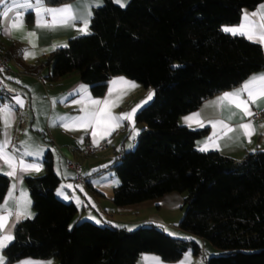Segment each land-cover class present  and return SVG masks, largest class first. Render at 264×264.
Here are the masks:
<instances>
[{"label": "trees", "instance_id": "16d2710c", "mask_svg": "<svg viewBox=\"0 0 264 264\" xmlns=\"http://www.w3.org/2000/svg\"><path fill=\"white\" fill-rule=\"evenodd\" d=\"M263 1L130 0L121 7L103 0L93 9L90 34L72 37L43 60L50 81L77 74L96 97L119 74L154 88L153 100L135 115L142 125L135 147L105 168L118 178L113 201L123 206L173 191L184 194V214L176 225L218 251L206 257L207 264H264V150L240 160L200 151L207 129L189 128L179 119L264 70L261 44L222 30ZM43 163V174L26 178L34 216L17 224L4 249L6 264L25 257L138 264L144 253L176 262L189 250L203 253L195 238L173 236L155 223L130 229L83 217V208L56 192L61 177L51 150ZM10 184L0 173V202Z\"/></svg>", "mask_w": 264, "mask_h": 264}, {"label": "crops", "instance_id": "0c3cea01", "mask_svg": "<svg viewBox=\"0 0 264 264\" xmlns=\"http://www.w3.org/2000/svg\"><path fill=\"white\" fill-rule=\"evenodd\" d=\"M102 1L86 0L84 4H88V7L84 6L79 10L81 17H86L89 12L92 16L96 3L100 4ZM31 2L36 4V0ZM78 3L79 0H71L52 4L44 0L45 7L49 8L64 5L75 7ZM27 4L28 0H0V51L8 55L11 68L9 73H0L3 84L0 95V144H4V152L14 158L15 164V175H8L13 169L4 159H0V173L11 178L7 195L0 202V216L8 217L5 227L0 230V237L11 235L14 239L17 224L34 216L26 178L44 173L43 160L48 150L52 151L55 170L61 177L56 189L58 196L83 208V217L99 224L107 220L130 229L144 223H155L166 231L167 221L161 211L164 210L163 207L165 210L179 209L182 217L185 210L184 194L173 191L158 198L118 206L113 201L118 178L113 174L114 169H105L118 157L119 150L123 153L135 147L142 129V125L136 124L135 115L153 100L154 88H146L140 82L119 74L110 80L106 93L96 97L89 85L77 74L66 76L57 82L50 81L47 78L49 70L43 66V60L58 47L66 46L72 37L82 35L80 29L83 23L80 22L83 19L50 28L44 26V22H50L51 17L47 13L38 14L35 7H28ZM261 5H264V1L253 9H245L239 23L226 27L246 25L244 30L247 31L245 15L253 22V27L264 23L261 16L252 15L261 11ZM21 19L22 27L14 29L13 22L19 25ZM28 33L34 35L29 36ZM251 41L255 42L254 39ZM259 44L264 49V44ZM26 53L33 55L25 58ZM260 73H264V70L252 74L231 90L205 100L197 110L180 117L179 121L184 126L207 129L206 136L198 142L199 149L206 146V152L219 151L237 160L248 152L264 150V115L254 121L251 116L244 115L236 108L235 104L228 101L221 103L218 99L225 93L241 89L252 76ZM119 78L134 82L136 86L131 87ZM150 94L151 99H148ZM242 98L247 99V93ZM17 100L22 103H17ZM93 100L107 101V104H93ZM250 107L253 113L264 111V98H258ZM133 109L136 111L131 120L121 118ZM93 112L100 115L92 122L88 119H71L88 117ZM194 113L200 114L201 123L194 121L189 126L185 117ZM217 121H223L232 131L225 135ZM245 123H251L254 127L250 137L240 127ZM105 138L110 139L105 149L95 154L83 153L86 144L96 145ZM69 159L80 164L83 180L66 167ZM25 165L33 167L24 170ZM176 228L175 235L195 238L199 243H205L182 231L177 225ZM4 249L0 251V255L4 257L6 264ZM206 257L207 254L197 256L189 250L181 260L169 262L155 253H144L139 257L138 264H203L207 261ZM12 264H59V261L55 258L25 257Z\"/></svg>", "mask_w": 264, "mask_h": 264}, {"label": "snow or ice", "instance_id": "6c2138e0", "mask_svg": "<svg viewBox=\"0 0 264 264\" xmlns=\"http://www.w3.org/2000/svg\"><path fill=\"white\" fill-rule=\"evenodd\" d=\"M86 0H79V3L74 7L73 5H64L61 7H45L44 0H36V4L33 5L31 0H28V7H35L36 12L38 14L47 13L51 17V21L44 22V26L54 28L58 25H66L69 22H75L77 19H83V28L80 29V31L83 34H90L88 32V26L91 19V13L89 12L86 17H81L79 10L84 6V3ZM115 3L120 4L121 7L126 6L124 3V0H114ZM25 5H21V7H24ZM97 7H99V3H96ZM261 11L258 13H252L253 16L259 15L261 16V19L264 20V5L260 6ZM2 15V14H0ZM245 21L247 22L248 30L245 31L246 25H241L237 28L232 27H224L222 30L225 32L240 35H246L248 39L255 40V42L264 44V23L256 25L253 27V22L249 20L248 15H245L244 17ZM22 27V19L20 20V24L18 25L17 22H13L12 27L15 29L17 27ZM257 28L259 31H257ZM29 36L34 35V33H28ZM33 55L32 53H26L25 58L27 56ZM173 67H179L178 65H174ZM120 81L124 83H128L131 87H135L136 85L134 82H128L125 81L124 78H119ZM115 83V82H113ZM244 93H247V99H243L242 96ZM151 95H149L148 99H151ZM258 98H264V73H260L258 75L252 76L241 89L236 90L232 93H225L222 97L218 98L221 103L224 101H228L229 103L235 104L236 108L240 109L244 115L246 116H252L254 113L251 110L250 105H253L256 103V100ZM17 103H22L21 101L17 100ZM93 104H100L105 103L107 104V101H99V100H93ZM136 109H133L131 113L123 114L121 117L122 119L131 120L133 118V115L135 113ZM100 113L93 112L88 114V117H77V118H71V119H79L84 120L88 119L89 122H92L96 117H98ZM199 113H194L191 116L185 117V121L189 123V126H191L192 122L201 123L199 120ZM216 123L220 124L222 126V129L224 131V134L226 135L228 132H231L232 129L228 127L227 125H224L223 121H217ZM240 127L244 130V133L246 136H251V134L254 131V127L251 123H245L241 124ZM207 147L200 148V151H206ZM0 159H4L6 163L9 164V167L13 169V171L7 173L8 175H15V164H14V158L10 156L8 153L4 152V144H0ZM33 167L31 165H25L24 170H27V168ZM38 170V168H37ZM8 217L6 216H0V230H2L5 227V222L7 221ZM13 237L11 235H5L3 237H0V251H2L4 248L8 246V243L12 241ZM0 264H4V257L0 255Z\"/></svg>", "mask_w": 264, "mask_h": 264}, {"label": "built area", "instance_id": "2783aa9c", "mask_svg": "<svg viewBox=\"0 0 264 264\" xmlns=\"http://www.w3.org/2000/svg\"><path fill=\"white\" fill-rule=\"evenodd\" d=\"M10 71H11V68L9 66L8 57L6 55L0 53V73L6 74V73H9ZM2 90H3V84H2V81L0 79V95L2 93ZM263 115H264V111H255L254 115L251 116V119L256 121V120L260 119ZM109 141H110L109 138H105L96 145L86 144L83 148V153L84 154L98 153L108 146ZM122 154H123L122 150H119L118 156H121ZM66 167L68 169L74 171L78 175V177H80V179L83 180V178L81 176V166L78 162H76L73 159H69L66 162Z\"/></svg>", "mask_w": 264, "mask_h": 264}, {"label": "rangeland", "instance_id": "374dc122", "mask_svg": "<svg viewBox=\"0 0 264 264\" xmlns=\"http://www.w3.org/2000/svg\"><path fill=\"white\" fill-rule=\"evenodd\" d=\"M130 0H124V3H125V5H127L128 4V2H129ZM97 2V1H96ZM103 4V1L99 4V5H102ZM118 4V3H117ZM120 5V4H119ZM84 6H87L88 7V4H84ZM83 6V7H84ZM82 7V8H83ZM86 16H87V14H86ZM80 23H83V20H82V22H80ZM83 26L84 25H82V28H83ZM88 32H90V26H88ZM82 35H83V33H82ZM0 53H2L1 51H0ZM2 54H4V53H2ZM4 55H6L7 57H8V55L7 54H4ZM8 60H9V57H8ZM148 104V103H147ZM146 104V105H147ZM113 174L115 175V176H117L116 175V171H113ZM163 209L164 210H162L161 212H162V215H163V217H164V220H166L167 221V226H166V232H168V233H170L171 235H173V236H177V235H175L176 233V230L175 229H177L176 228V223L175 222H178L179 220H180V210L179 209H167V210H165V208L163 207ZM180 236V235H179ZM181 237V236H180ZM182 238H186V237H182ZM202 246H203V253H202V255L203 256H205V254H207V256H211L212 254H215V253H217L218 251L215 249V248H213L209 243H202L201 244ZM206 247V248H205ZM205 249H207V250H205ZM203 264H207V262H205V263H203Z\"/></svg>", "mask_w": 264, "mask_h": 264}]
</instances>
